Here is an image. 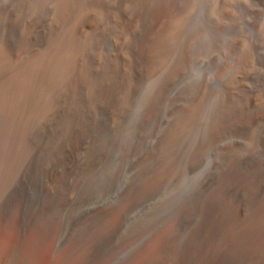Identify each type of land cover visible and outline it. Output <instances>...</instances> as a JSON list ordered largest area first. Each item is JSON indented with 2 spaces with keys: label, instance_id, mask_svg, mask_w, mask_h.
I'll return each mask as SVG.
<instances>
[{
  "label": "rangeland",
  "instance_id": "1",
  "mask_svg": "<svg viewBox=\"0 0 264 264\" xmlns=\"http://www.w3.org/2000/svg\"><path fill=\"white\" fill-rule=\"evenodd\" d=\"M102 3L133 26L146 8L133 54L107 23L78 49L82 83L33 117L15 157L0 123L2 251L17 215L32 264H167L212 205L243 203L260 251L235 264H264V211L246 221L264 203V0H0V62L26 65L53 24Z\"/></svg>",
  "mask_w": 264,
  "mask_h": 264
},
{
  "label": "bare ground",
  "instance_id": "2",
  "mask_svg": "<svg viewBox=\"0 0 264 264\" xmlns=\"http://www.w3.org/2000/svg\"><path fill=\"white\" fill-rule=\"evenodd\" d=\"M67 3V1L60 3V14L66 12L64 8ZM110 3L98 5L95 10L75 19L76 21L67 28L63 22L57 21L52 27V43L46 47L43 54L37 55L39 57L29 59L26 65L22 63L24 66L12 69L5 68L0 62V123L6 134L3 140L10 146L5 147L11 148L12 152L15 151L12 154L14 157L17 151H20L24 135L31 126L33 117H39L38 123L50 121L55 113L53 106L59 105L61 101L70 100L73 89L78 83H82L81 78L84 74H81L80 62H78L81 42L94 38L107 23H114L122 28L119 37L127 49V55L130 56L135 51L137 46L135 43L139 39L136 37L146 24L144 17L146 8L138 10L137 26H133L129 25L130 19L124 23L114 22L110 12L113 6L111 7ZM129 26L131 30L127 29ZM156 30L159 31V28ZM6 48L2 53L8 59ZM87 71L95 73V70ZM7 168L4 163H0V178L7 173ZM246 205L238 204L231 210L224 209L222 205H212L214 208L207 212L199 230L183 245L172 249L173 252L166 258L167 264H235L239 260L256 255L260 251V246L257 244L260 241V234L255 227L243 226L239 219ZM9 208L10 204L0 211V223L4 221L3 218L8 214ZM260 210L264 211V203L254 209L246 221L254 224L252 221L262 213L259 212ZM11 226L12 236L10 241L8 238V244L3 251V242L0 238V264H32L20 250L16 239L17 215L12 220Z\"/></svg>",
  "mask_w": 264,
  "mask_h": 264
}]
</instances>
